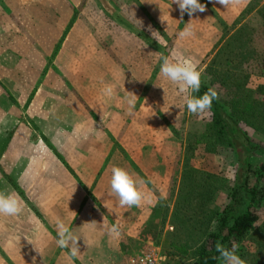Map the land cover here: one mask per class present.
Returning <instances> with one entry per match:
<instances>
[{
  "label": "crops",
  "instance_id": "0c3cea01",
  "mask_svg": "<svg viewBox=\"0 0 264 264\" xmlns=\"http://www.w3.org/2000/svg\"><path fill=\"white\" fill-rule=\"evenodd\" d=\"M90 1L103 3L0 0V60L9 55V49L16 56L22 45L13 36L21 33L18 38L27 47V52L19 54L26 59L23 64L63 63L60 59L67 42L82 40L78 33H91L84 9ZM107 1L109 9L100 7L92 13L94 27L102 30L105 20L112 32L126 34L127 46L113 44V48L122 47L132 56L119 54L121 66L99 75L100 82L91 94L93 107L86 103L93 81L86 74H57L50 65L44 76L38 72L22 75L31 82L43 76L41 86L30 83L20 89L17 83H6L10 81L6 77L16 74L0 73V119L7 122L0 125V190L12 192L22 208L16 216H0V264H125L130 257L124 255V243L138 240L161 201L176 195L182 172L183 141L172 130L174 122L168 116L178 112L175 104L167 108L154 100L165 94L159 87L161 60L152 58L148 50L154 46L141 33L180 34L192 20L193 34L170 42L174 50H186L184 58L200 65L219 46L224 29L238 23L257 4V0H239L226 8L217 0H200L206 11L191 17L185 13L181 20L172 0ZM6 18L11 24L5 23ZM40 33H46L44 42L39 41ZM82 44L77 43L80 50L86 47ZM166 44L164 40L158 47L164 49ZM95 48L102 46L95 42ZM134 49H142V56H136ZM173 56L179 57L176 52ZM111 63L115 65L113 60ZM152 81L158 86L155 89L149 88ZM109 83L115 89L112 97L102 91ZM72 86L75 92H71ZM169 87L170 96L181 95L176 84ZM128 92L138 97L133 106L127 102ZM57 93L64 97L62 104L54 102ZM73 98L77 103L71 104ZM73 106L77 109L74 115ZM113 166L127 169L142 181L147 199L140 207H120L111 195ZM60 222L80 237L77 257L55 243ZM113 224H119L118 237L109 232Z\"/></svg>",
  "mask_w": 264,
  "mask_h": 264
},
{
  "label": "trees",
  "instance_id": "16d2710c",
  "mask_svg": "<svg viewBox=\"0 0 264 264\" xmlns=\"http://www.w3.org/2000/svg\"><path fill=\"white\" fill-rule=\"evenodd\" d=\"M256 7L254 2L244 13L249 16ZM264 19V8L258 10ZM226 41L218 46L207 65L200 92L218 88L208 117L193 133L188 134L186 158L174 201L166 202L161 214L154 212L144 226L138 240H127L123 246L126 258L133 256L130 246L141 247L147 241L164 246V254L176 264H223L217 259V240L231 246L239 244L238 255L247 264H264V223L258 226L259 212L264 207V164L256 166L254 159L261 146L250 133L264 138V84L251 85V72L243 68L241 54L235 44L245 38L246 27L236 23ZM219 149L229 150L234 156V180L227 182L222 176L198 170L191 160L203 151L216 154ZM252 176L257 184L252 186ZM226 193L229 202L221 211L215 201ZM173 231H167V227ZM141 252V251H140Z\"/></svg>",
  "mask_w": 264,
  "mask_h": 264
},
{
  "label": "rangeland",
  "instance_id": "374dc122",
  "mask_svg": "<svg viewBox=\"0 0 264 264\" xmlns=\"http://www.w3.org/2000/svg\"><path fill=\"white\" fill-rule=\"evenodd\" d=\"M123 5V4H122ZM125 6V5H124ZM109 9L110 4L107 0H103L102 6L99 3H94L93 1L87 2V4L84 6V9L87 10L88 14L86 17V28L91 30L89 33L87 31L86 34L84 32L78 33L83 36L82 40H79L80 42H83L82 45L86 46L85 49L80 50L77 45V38L73 41V38L75 36L74 33L71 34V41L73 43L67 42V47L65 48V53L62 54V58L60 61L63 63H53L51 64H46V65H28V64H23V61H26L25 57L20 58L19 54L22 52H27V47H23L25 42L24 39L18 38V36L23 35L21 33L14 34L16 36H13V40L15 42H19L22 47L18 48L17 51L18 53L16 56L10 55L12 52L10 49L7 51L9 54L8 56L6 55L4 58L0 60V73H3L2 75L6 74H16V77L9 78L6 77V79H9L10 81H6L7 84H12L14 85L17 83V86L25 85L27 86L28 84H36L40 85L41 83H44V74L48 72V69L46 70V67H50L51 65V70L54 73H64L65 75H77V74H86L93 81L91 82V89L88 91V98L86 100V103H88L90 106L93 107V103L91 102L94 97L91 96L93 92L95 91V85L100 82V76L106 73H110V70H114V66L117 68V66H121L122 61L121 59L118 58L119 54L125 55V56H132V54H127L126 50L122 47H116L113 48V44L120 45L123 44V46H127L125 43L126 41V34H117L115 32H112L113 27L110 26L109 22L103 21L102 25V30H98L96 26L94 27L95 24V16L93 14L95 13L94 11L99 9ZM264 8V0H257L256 7L251 13L250 16H244L238 21L240 25L246 27V32H245V38L239 39V42L237 41L235 46L238 52H240L241 57L240 60L243 61L242 65L243 68L251 72L253 75L251 77L252 81V86L255 88L259 84H264V19L261 18V16L258 15V10H262ZM93 13V14H92ZM92 14V15H91ZM107 21H110L106 18ZM6 24H11V20L6 18L5 20ZM4 22H2L3 24ZM234 26V25H233ZM231 27H226L224 29V35L222 40L220 41L219 45H222L224 43L225 35L230 34L231 35V30L233 28ZM77 34V33H76ZM146 41L147 44H150L151 49L150 54L153 59H159L160 56H167L169 58H174L173 52L177 56H186V50L183 48H179L177 50H174L171 45L170 40L172 41L174 39L179 40V38H182L180 34H165L162 32H158L157 30L152 31L151 33L143 34L141 33ZM46 35V33H40L39 34V41L44 42L43 36ZM175 36V38L173 37ZM184 38V37H183ZM127 40H130L127 38ZM164 40L167 42L166 48H159L158 44L161 42L163 44ZM113 41V42H112ZM39 42V43H40ZM95 42L98 44H101L102 49L95 48ZM123 42V43H122ZM149 42V43H148ZM163 46V45H162ZM218 50V47H216V50L212 52L209 55V58H205L202 64L199 65L200 68H202L203 74L202 78H204V73L207 68V65L210 63V61L213 59L216 51ZM134 54L136 56H142L143 50L142 49H134ZM30 56V55H29ZM28 56V57H29ZM102 56V57H101ZM97 57V59H95ZM111 60L114 61L115 65H112ZM20 61V62H19ZM162 63V61H161ZM160 66V65H159ZM121 71V70H119ZM37 74L36 72L40 73L39 75L43 74L42 77L38 79L31 81L27 80V77L23 78L22 75H25V73H34ZM30 76V75H28ZM32 76V75H31ZM58 78V77H57ZM160 79V88L165 89V94L163 96H157L154 97V100H156V104L162 106V107H167L169 108L172 103L175 104L174 107L176 111L178 112L175 114H171L169 112L168 116H170L171 120L174 122V125H171L172 130L176 133V135L180 138H182L183 141V151H182V156L180 158V165L181 169L183 168V164L186 158V143H188L187 138L189 133H193L194 131L198 129L200 126V123L202 122L203 119L208 117L209 112H206L204 114H191L187 111L185 101H184V95L181 94L177 98H174L169 95L168 91L170 90V85H173L171 81H169L167 78H165L163 75H161ZM201 78V79H202ZM5 80V79H4ZM90 81V80H89ZM65 83H68L66 81ZM77 85V82H74ZM70 84V83H69ZM41 86V85H40ZM0 87L2 88L3 86L0 84ZM157 84H155L153 81L151 82V86L149 88L155 89ZM0 92H3L1 90ZM14 89V87L12 88ZM215 90L219 92L218 88H214ZM15 90V89H14ZM178 91V90H177ZM71 92H75L74 87H71ZM179 92V91H178ZM61 93H57L56 97L54 99V102H58L62 104V99L64 97L61 96ZM91 96V97H89ZM9 99V98H8ZM77 103V98L76 100L71 99V104ZM12 103L9 102V104ZM171 104V105H170ZM173 107V105H172ZM72 108V115L76 114L77 109L73 106ZM75 111H74V110ZM75 112V113H73ZM251 138L254 140L255 143H257L258 146H261V151L258 156L255 157L254 159V164L256 166L264 164V138L260 137L258 135H255L253 132L250 133ZM234 156L233 154L226 149H219L216 154H204L203 151H199L198 154L191 160L192 166L198 170H202L211 174H216L222 176L227 182H231L234 180V173L236 170V164L234 163ZM179 165L177 166V177L180 176V171ZM252 186L257 184V177L252 176ZM261 186H264V180L260 182ZM174 198H168L166 202H171L174 201ZM163 201V200H162ZM160 203V207L155 211L158 212V214L163 213L164 211V205L165 203L162 202ZM165 201V200H164ZM229 202L228 195L224 192L220 193L219 196L217 197L215 201V207L216 210L221 211L224 206ZM260 216V221L258 222V226L264 223V207L261 209L259 212ZM168 231V230H167ZM146 247V243L141 246H130L132 249L133 253L138 252L139 250H143ZM159 247V246H158ZM159 249L161 250L162 254H164V246L162 244V247L160 246ZM140 251L135 254L138 255ZM165 255V254H164ZM134 256V255H133ZM168 257V256H167ZM169 258V257H168ZM171 264H176V262L169 258ZM126 263V262H125ZM180 264H193L191 261L185 263L181 262Z\"/></svg>",
  "mask_w": 264,
  "mask_h": 264
},
{
  "label": "clouds",
  "instance_id": "9594fccd",
  "mask_svg": "<svg viewBox=\"0 0 264 264\" xmlns=\"http://www.w3.org/2000/svg\"><path fill=\"white\" fill-rule=\"evenodd\" d=\"M239 0H217V3L226 8L231 4L238 3ZM180 11L181 20L185 13L189 17L193 14L206 11V5L200 3V0H172ZM192 21V20H191ZM191 21L180 32V36L189 37L192 33ZM160 73L178 86L179 93L184 95V101L187 111L191 114H204L212 108L214 100L219 99V95L214 88H208L203 95H197L200 92L202 83L203 69L199 67V62L182 56L174 59L167 56H160ZM103 94L112 97L115 89L112 84H105ZM128 104L133 106L138 98L131 92H128ZM6 120L0 119V125H6ZM86 138V137H85ZM142 181L134 178L133 174L127 169L120 166H113L110 178V193L118 199L120 207H140L147 197L141 190ZM22 211L20 201L9 191L0 190V216H16ZM94 223V222H93ZM109 232L111 235L118 237L120 235L119 224H113ZM80 237L74 234L70 226L63 222L58 224V232L55 243L61 249H68L72 257H77L80 253L77 241ZM239 244L236 241L231 242V246L225 245L217 240L215 243V252L218 254L217 259L223 264H247L246 260L241 258L237 253Z\"/></svg>",
  "mask_w": 264,
  "mask_h": 264
},
{
  "label": "built area",
  "instance_id": "2783aa9c",
  "mask_svg": "<svg viewBox=\"0 0 264 264\" xmlns=\"http://www.w3.org/2000/svg\"><path fill=\"white\" fill-rule=\"evenodd\" d=\"M167 230L173 231V228L168 226ZM125 264H171V262L166 255L162 254L158 246L148 242L138 255L128 258Z\"/></svg>",
  "mask_w": 264,
  "mask_h": 264
}]
</instances>
